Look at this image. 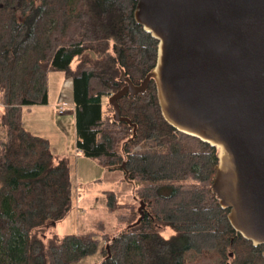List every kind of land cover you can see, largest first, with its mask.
Instances as JSON below:
<instances>
[{"label":"trees","instance_id":"obj_1","mask_svg":"<svg viewBox=\"0 0 264 264\" xmlns=\"http://www.w3.org/2000/svg\"><path fill=\"white\" fill-rule=\"evenodd\" d=\"M136 8L137 0H0V264H72L102 240L101 264H185L186 249L218 253V264H264L263 247L233 228L212 190L217 149L165 120L154 79L118 100L131 123L115 120L109 99L126 84L122 72L140 84L157 60ZM52 70L73 79L77 150L133 184V202L105 191L125 224L117 234L99 220L100 232L47 237L73 208L70 167L24 126L23 110L49 103ZM140 201L145 216L133 225Z\"/></svg>","mask_w":264,"mask_h":264},{"label":"water","instance_id":"obj_2","mask_svg":"<svg viewBox=\"0 0 264 264\" xmlns=\"http://www.w3.org/2000/svg\"><path fill=\"white\" fill-rule=\"evenodd\" d=\"M135 19L158 41L157 60L140 84L122 72L115 120L131 123L118 100L154 79L165 120L217 149L212 190L264 255V0H137Z\"/></svg>","mask_w":264,"mask_h":264},{"label":"rangeland","instance_id":"obj_3","mask_svg":"<svg viewBox=\"0 0 264 264\" xmlns=\"http://www.w3.org/2000/svg\"><path fill=\"white\" fill-rule=\"evenodd\" d=\"M73 94V79L68 78L62 70H52L49 74L47 106L23 110L25 127L40 132V136H49L54 157L66 158L70 167L73 208L64 220L48 226L47 237L55 234L63 236L68 233L100 232L96 226L99 220L104 221L109 234L114 235L124 228L125 224L118 222L115 213L108 211L105 191H114L121 201L133 202V184L125 179L123 169H108L96 159L77 150ZM61 105L65 106L64 113L59 111ZM3 110L4 106L0 103V115ZM189 141L192 147H198L193 140ZM160 231L168 237L174 233L169 227L160 228ZM104 244L106 243L102 240L97 252L72 264H101L104 260ZM219 257V254L213 251L198 254L192 249H186L185 264H218Z\"/></svg>","mask_w":264,"mask_h":264},{"label":"crops","instance_id":"obj_4","mask_svg":"<svg viewBox=\"0 0 264 264\" xmlns=\"http://www.w3.org/2000/svg\"><path fill=\"white\" fill-rule=\"evenodd\" d=\"M47 106V104H41V105H34V106H31L30 108H42V107H45ZM75 106V105H74ZM29 109V108H28ZM23 122H24V126H25V121H24V116H23ZM31 132H33L34 134L36 133L37 135H42L40 134V132H37V131H34V130H29ZM49 140H50V137L48 136ZM50 143H51V140H50Z\"/></svg>","mask_w":264,"mask_h":264},{"label":"built area","instance_id":"obj_5","mask_svg":"<svg viewBox=\"0 0 264 264\" xmlns=\"http://www.w3.org/2000/svg\"><path fill=\"white\" fill-rule=\"evenodd\" d=\"M59 111H60V113H64L65 112V106L64 105H61Z\"/></svg>","mask_w":264,"mask_h":264},{"label":"flooded vegetation","instance_id":"obj_6","mask_svg":"<svg viewBox=\"0 0 264 264\" xmlns=\"http://www.w3.org/2000/svg\"><path fill=\"white\" fill-rule=\"evenodd\" d=\"M151 81H152V80H151ZM125 82H126V81H125ZM141 82H142V81H141ZM150 83H151V82H150ZM126 84H127V82H126ZM126 84H125V85H126ZM149 85H150V84H149Z\"/></svg>","mask_w":264,"mask_h":264}]
</instances>
